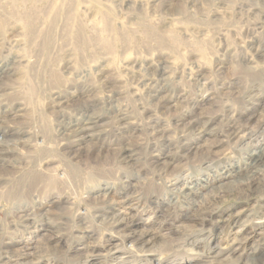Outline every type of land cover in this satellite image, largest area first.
I'll list each match as a JSON object with an SVG mask.
<instances>
[{"label": "rangeland", "instance_id": "1", "mask_svg": "<svg viewBox=\"0 0 264 264\" xmlns=\"http://www.w3.org/2000/svg\"><path fill=\"white\" fill-rule=\"evenodd\" d=\"M0 122V264L149 261L124 250L113 212L161 247L199 244L167 264H215L232 228L189 227L196 208L231 214L250 253L264 168L261 190L235 171L264 155V0H0ZM245 252L233 264H264Z\"/></svg>", "mask_w": 264, "mask_h": 264}, {"label": "bare ground", "instance_id": "2", "mask_svg": "<svg viewBox=\"0 0 264 264\" xmlns=\"http://www.w3.org/2000/svg\"><path fill=\"white\" fill-rule=\"evenodd\" d=\"M254 90L255 89H253V92H254ZM187 114H190V115H188V116L185 115V119L186 118L191 119L193 116H195V120L191 121L188 125L190 131L197 132L199 135H203L204 134L203 127L205 125L203 127L200 126L202 124L201 116L196 115L195 112H193V111H190ZM255 120H256V115L253 112L251 114H246L245 116L237 117L235 119L232 117L229 118L226 125H225L226 128L224 130L226 137L227 138H237L241 132V128L243 126H247V124H249L250 122H253ZM83 131H84V129H83ZM81 132H82V130H81ZM78 136H79V134H78ZM192 150H193L192 147L188 148V151H192ZM200 156H202V155H200ZM121 157L123 158V160L129 159V157H127V156H121ZM249 160H250V163H249V167L247 169H245V170L239 169V170H236L235 173L237 175H240L239 177L243 178V180L245 182L244 185H250V187H254L255 190H261L262 186L259 182V174L261 173L262 168H264V155L259 154L258 156L251 157ZM240 189H242V186L240 187ZM189 195L191 196V193ZM188 199H190V198H188ZM188 199H187V201H188ZM205 211H206V213H205ZM193 213L194 214L189 216L188 219H187V217H185V220H184L186 222V225H188L189 227H191L193 229H198L200 227V224L197 221L198 218H202L201 223L204 226H206V225H208L207 220H209L213 217H219L220 220L218 221V223L219 224L222 223L221 230H223V237L227 236L229 234L228 230H230V228H232V232H233L232 235L235 239L234 245L225 246L224 248L220 249L222 252H213V253L209 252L210 257H211L210 259H213V260L216 259V261H214L215 264H225L224 260H221L219 258L220 256H223V255H226L227 260H229V261H226L228 264H229V262L231 264H233L234 263L233 259L237 255H238L237 256L238 258H241V254H238L239 250H242V252L246 251L245 248H247L249 238L247 237V235H245L246 231L241 230V228L239 227L240 225L239 226L236 225V219H234L231 214L222 213L221 216H219V215H216L215 209H210V208H208L207 210H204V209L199 210L198 208H196L193 210ZM111 214H113V218H111V220H115V223H116L114 225L113 229L116 231V233L118 235H120L122 237V239L125 243L124 244L125 245L124 250L129 251L130 253H132L136 256H139V257H143V254H145V253L147 254L146 257L149 258V261H147L146 259H143V264H167V261H165L163 259L164 253L166 251L168 252L171 250H179V248L183 245L186 246L185 247L186 252L192 254V256L194 253H199V251H200L199 250L200 249L199 244H196L194 242H186V239H184V238L180 239L178 242L173 241L172 244H168V245L165 242H163L165 247H161L162 239L159 238L158 235L154 234V232L147 230V228H141L140 219H135L136 217L133 216L132 218H130L131 219L130 222H126V217L124 215H120V214H117L114 212ZM257 216H258L257 220L264 221V213L259 211ZM130 223H132V224H130ZM112 224H114V223H112ZM131 225H133V227H131ZM260 236L262 237L261 244L258 245L257 247L251 248L250 253L245 252V255H248L252 258H254L253 255L257 253V257L254 260H256L259 263H261L264 259V227L262 228V232L260 233ZM108 250L111 251L112 257L121 255L119 252V249H117V247L115 245H110ZM190 254H188V255H190ZM191 258L192 257H189V259H187V260H181L180 263H178V264H202L203 263V262H201V260L199 258H194L193 263H190ZM217 260H219V261L217 262ZM91 261H93V260H91ZM115 261H118L119 264H122L124 262V261L121 262L120 258H116ZM182 262H184V263H182ZM82 263H84V262H82ZM87 263L88 262H86V264ZM25 264H34V263L28 262ZM89 264H92V262H89Z\"/></svg>", "mask_w": 264, "mask_h": 264}]
</instances>
